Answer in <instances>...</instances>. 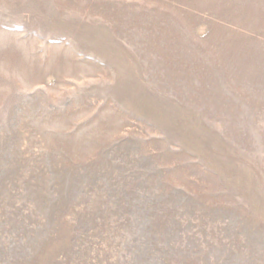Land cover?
Wrapping results in <instances>:
<instances>
[{
    "label": "rangeland",
    "instance_id": "1",
    "mask_svg": "<svg viewBox=\"0 0 264 264\" xmlns=\"http://www.w3.org/2000/svg\"><path fill=\"white\" fill-rule=\"evenodd\" d=\"M240 6L0 0V264H264V20Z\"/></svg>",
    "mask_w": 264,
    "mask_h": 264
},
{
    "label": "bare ground",
    "instance_id": "2",
    "mask_svg": "<svg viewBox=\"0 0 264 264\" xmlns=\"http://www.w3.org/2000/svg\"><path fill=\"white\" fill-rule=\"evenodd\" d=\"M228 2V4L241 5L240 8H247L254 12L257 17V21L264 20V0H222ZM187 31L188 28L184 27ZM189 32V30H188ZM191 41V40H190ZM190 99V95H188Z\"/></svg>",
    "mask_w": 264,
    "mask_h": 264
}]
</instances>
